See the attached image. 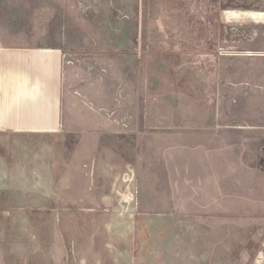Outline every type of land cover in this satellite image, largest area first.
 <instances>
[{
    "label": "crops",
    "instance_id": "crops-1",
    "mask_svg": "<svg viewBox=\"0 0 264 264\" xmlns=\"http://www.w3.org/2000/svg\"><path fill=\"white\" fill-rule=\"evenodd\" d=\"M202 44L133 40V0H0V264H133L147 250L133 240L135 134L158 141L162 186H183V159L175 170L169 157L186 141L194 155L225 156L210 186L232 202L233 141L264 150V67L235 69L233 54ZM143 58L163 67L151 70L142 130L133 60ZM122 189L129 211L114 210Z\"/></svg>",
    "mask_w": 264,
    "mask_h": 264
},
{
    "label": "rangeland",
    "instance_id": "rangeland-1",
    "mask_svg": "<svg viewBox=\"0 0 264 264\" xmlns=\"http://www.w3.org/2000/svg\"><path fill=\"white\" fill-rule=\"evenodd\" d=\"M254 12H264V0H133V40L200 36L204 52L233 54L235 69L263 68L256 61L248 66L253 62L247 57H264V21L230 15ZM161 67L160 60H133V69L138 70L136 82L133 76L138 97L134 123L142 130L146 96L158 78L151 70ZM243 78L237 74L235 80ZM135 137L138 155L133 157V168L138 187L133 188V230L137 229L133 240L147 250H133V264H198L197 260L200 264H264V154H257L264 150L258 149V141H233L228 164L232 158L234 197L227 203L224 198L215 200L218 189L210 186L209 173L210 168L225 164V156L194 155L195 144L186 141L179 156L169 157L173 160L169 166L175 170L177 159H183V186H162L164 166L158 141L146 133ZM178 146L175 142L170 147ZM127 196V189H122L121 204L114 210H131ZM194 245L199 249L193 250Z\"/></svg>",
    "mask_w": 264,
    "mask_h": 264
},
{
    "label": "bare ground",
    "instance_id": "bare-ground-1",
    "mask_svg": "<svg viewBox=\"0 0 264 264\" xmlns=\"http://www.w3.org/2000/svg\"><path fill=\"white\" fill-rule=\"evenodd\" d=\"M235 17L240 19H251L254 21H264V12H254L249 14L235 15Z\"/></svg>",
    "mask_w": 264,
    "mask_h": 264
}]
</instances>
